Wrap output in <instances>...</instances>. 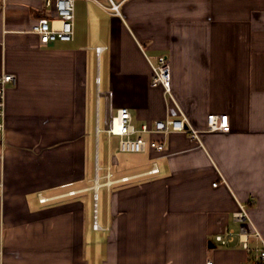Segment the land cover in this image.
Segmentation results:
<instances>
[{
  "label": "crops",
  "instance_id": "crops-1",
  "mask_svg": "<svg viewBox=\"0 0 264 264\" xmlns=\"http://www.w3.org/2000/svg\"><path fill=\"white\" fill-rule=\"evenodd\" d=\"M51 16L41 0H0V74L16 77L0 264H247L234 214L248 213L247 243L264 240V0H128L120 15L77 0L73 39L43 46L30 28ZM160 55L170 92L152 83ZM122 107L132 138L163 151H120L107 129ZM212 113L228 115V132L205 130ZM167 118L198 139L139 132Z\"/></svg>",
  "mask_w": 264,
  "mask_h": 264
},
{
  "label": "built area",
  "instance_id": "built-area-1",
  "mask_svg": "<svg viewBox=\"0 0 264 264\" xmlns=\"http://www.w3.org/2000/svg\"><path fill=\"white\" fill-rule=\"evenodd\" d=\"M43 7L50 8L52 10L51 17H42L37 19L30 28V32L35 34L41 45L48 46L55 42H69L73 39L74 34V11L75 2L77 0H41ZM104 6L114 15H120V6L128 0H106L109 5H103L102 0H90ZM97 52L101 49L96 48ZM153 85L162 86L166 92H170V64L166 55H160L157 59V65L153 67ZM16 77L12 73L0 74V137L3 136L5 131V92L8 85L14 84ZM229 121L227 114H209L206 119V131H229ZM174 131H181L189 133L193 139H198L199 131L191 127L185 118H167L164 120H155L152 126L142 124L139 132L141 133H169ZM108 134L120 137L119 149L122 152L137 153L145 150L146 147L155 149L157 151L164 150L163 142H156L146 140L142 136L132 138V134L135 132L131 124V115L127 107H122L117 110L115 116L112 117L110 126L107 129ZM155 167L151 172H156ZM95 185L97 186V178L95 179ZM216 185V183H214ZM44 201V198L40 199ZM97 195L95 194V201ZM96 206V204H95ZM96 213V209H95ZM96 218V214H95ZM234 219L241 224V236L242 245L244 248H248L247 243V231L246 223L249 220L246 209L240 208L234 214ZM93 227L98 228L96 221L93 222ZM255 236L259 238L262 243V248L259 249V253L255 264H264V240L259 233L255 231ZM233 239V230L227 231V237L224 239L221 234L216 236L217 241L227 242ZM249 262V261H248ZM207 264H213L212 261H208ZM249 264V263H247Z\"/></svg>",
  "mask_w": 264,
  "mask_h": 264
},
{
  "label": "rangeland",
  "instance_id": "rangeland-1",
  "mask_svg": "<svg viewBox=\"0 0 264 264\" xmlns=\"http://www.w3.org/2000/svg\"><path fill=\"white\" fill-rule=\"evenodd\" d=\"M102 2L104 3V5H107V6L109 5V3L106 0H102ZM237 223L236 224L234 223L233 226L236 228L237 231H239V224ZM237 235L235 234V236ZM260 248H262V243L259 240V238L257 236H249L248 237V249H247L248 254H249V262H248L249 264H255Z\"/></svg>",
  "mask_w": 264,
  "mask_h": 264
}]
</instances>
